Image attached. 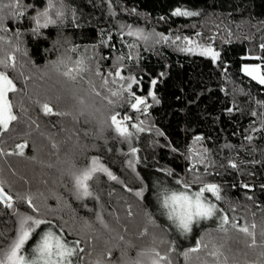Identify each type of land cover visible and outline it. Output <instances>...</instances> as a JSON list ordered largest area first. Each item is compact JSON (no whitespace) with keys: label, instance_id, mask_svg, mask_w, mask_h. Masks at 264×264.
<instances>
[{"label":"trees","instance_id":"1","mask_svg":"<svg viewBox=\"0 0 264 264\" xmlns=\"http://www.w3.org/2000/svg\"><path fill=\"white\" fill-rule=\"evenodd\" d=\"M3 2L7 3L8 0ZM22 3H30L42 10L46 0H22ZM64 3L67 14L62 33L69 43L61 39L62 47H53L60 35L56 27L44 29L42 35L34 37L27 34V29L32 25L26 18L22 22L15 18L5 21L8 27L26 32L21 37V47L28 50V57L24 59L30 58L35 67L27 65L25 75L35 73L36 67H45L49 61L57 59L65 48L72 46H79L81 53L88 47V55L92 54L91 46H98L97 51L102 56H116L118 50L126 52L120 40L121 24L146 31L154 30L171 37L181 35L195 39L196 33L200 32L203 34L199 38L202 42L215 37L212 46L220 53V57L213 61L207 57L190 55L171 44H158L150 49L141 46L135 65L125 69V72H131L137 78L142 77L143 92L138 94L147 95L151 80H157L154 91L158 103L149 97L151 106L146 114L129 112L134 118L138 116L144 120L151 128V131L140 133L139 139L133 141L134 146L140 149L141 162L136 166L140 178L126 166L128 157L121 154L128 151V145L113 139L115 134L111 130L104 132V138L98 135L99 114L96 118L86 115L74 119L78 115L79 105L69 92L63 93L59 103L55 101L60 85L55 84L54 78L36 80L39 88L31 87L33 81L30 80L29 95L33 99L43 101L44 95L39 93L51 88L47 95L53 97L50 103L54 110L70 111L72 115L46 116L38 105L24 97L19 98L27 113H18L22 119L19 123L13 122L9 132L0 138V147L5 152L13 151L16 144L26 143L27 147L23 149L22 156L0 155V177L6 182L5 191L13 196L17 192L31 194L35 197L33 202L39 201L41 205H45L42 194H56L60 203H48L49 209L54 210L49 216L62 217L77 228L84 220L92 223L94 231L88 235L97 245L93 258L111 248L112 256L109 259L112 264H119L118 258L126 243L130 242L138 248L151 246L152 233L167 241L176 239L179 250L193 246V237L182 240L167 228V221L157 210L155 188L152 185L158 180H170L157 171L159 168L171 169L174 176L190 179L186 173L189 166L186 157L206 148L208 158L215 161L216 167L210 168L213 174L205 176V182L221 185L225 200L217 203L228 211L230 217L235 215L241 225L246 223L249 227L253 222L256 223L259 243V232L264 223V212L260 210L264 207V130H253L260 128V124L259 121L252 124L255 118L250 115V111L257 107L252 100H264V87L252 81L242 68L250 61L264 64V49L260 47L264 44V0H64ZM177 8L198 12L199 15L175 16L173 12ZM72 10H75L76 23L80 25L78 28L72 26ZM31 14L34 13H26ZM8 35L11 36V33ZM108 35L112 36L109 46L100 45L101 39ZM124 39L131 41L135 38L125 36ZM112 44L116 47H110ZM72 55L77 58V53ZM256 56L262 59L248 58ZM109 63L102 60V70ZM126 63L132 64L131 61ZM88 78L85 74V79L78 86L87 90ZM92 79L99 89V80L95 77ZM95 107H101L98 101ZM229 108L234 110L229 112ZM117 110L121 114L129 111L127 105ZM32 121H36L39 128ZM248 135L253 137L251 142L245 139ZM196 136L203 139L195 142ZM93 156L99 157L101 163L109 167L123 184L111 181L100 173L93 185L99 200H79L73 193V185L66 170L73 163L78 168L88 165ZM229 161L237 162L238 168H231ZM198 167L202 172L203 166ZM217 172L218 175L215 174ZM143 184L149 185V190L145 192V199L141 200L134 193L141 190ZM243 184L250 187L245 189ZM125 185L133 191H127ZM197 187L194 185L193 190ZM129 205L131 216L128 215ZM18 207L22 212L30 211L26 204H19ZM101 210L104 220L116 233L110 234L96 221V214ZM146 212L153 214L159 227L148 225L149 235L141 237L139 233L147 224ZM14 220L10 210L0 206V233H4L7 238L14 235ZM214 226L209 221L201 227ZM115 234L123 236L124 241L113 239ZM213 235L218 241L223 238V251L229 256L230 264L233 260L236 264H254L258 260L259 249L247 247L251 241L243 233L230 229L226 236L222 233ZM158 247L163 251L166 245ZM129 255L134 256L135 249L129 250ZM172 255L174 264H187L182 256L176 253Z\"/></svg>","mask_w":264,"mask_h":264},{"label":"snow or ice","instance_id":"2","mask_svg":"<svg viewBox=\"0 0 264 264\" xmlns=\"http://www.w3.org/2000/svg\"><path fill=\"white\" fill-rule=\"evenodd\" d=\"M28 11H32L34 14L26 15ZM66 14L64 0H46L42 10L30 3L23 4L22 0H8L7 3L0 0V138L9 132L13 122H20L22 115H18V113L25 115L27 113L23 101L19 99L20 97L38 105L46 116L72 115L70 111H61L59 108L54 110L50 103L53 97L47 95V92L52 90L51 88H45L42 93H39L44 95L43 101L39 98L33 99L29 95L30 80L33 81L31 87L39 88L40 86L35 83L36 80H44L45 77L49 80L54 78L55 84L60 85V89L56 91L54 97L55 101L59 103L63 99V93L69 92L72 99L79 105L78 115L74 119L86 115L96 118L99 114L98 135L100 138H104V132L111 130L115 134L113 139L128 145V151L121 154L128 157L125 161L126 166L140 178L139 172L136 171V166L141 162L140 149L134 146L133 141L139 139L140 133L151 131V128L145 124L144 120H140L138 116L134 118L129 112L146 114L151 106L148 103L149 97L158 103L154 91L157 80H151L150 91L147 95L138 94L143 92L142 77L137 78L131 72H125V69L135 65L140 56L139 48L141 46L150 49L158 44H171L181 52L217 61L220 53L212 46L215 37H209L208 42H202L199 38L203 34L200 32L196 33L195 39L181 35L171 37L154 30L146 31L140 27L121 24L120 40L125 45L126 52L118 50L119 54L116 56H102L97 51L98 46H91L92 54L88 55V47L84 48L83 53H81L79 46H72L65 48L57 59L49 61L45 67H36L35 73L25 75L27 65L31 64L35 67L30 58L24 59L28 57V50L21 47L23 43L21 37L26 32L19 28L8 27L5 21L15 18L22 22L26 18L32 25L27 29V34L34 37L42 35L44 29L56 27L60 30V35L53 47H62L61 39L65 43H69L68 38L63 37L62 33ZM71 15L72 26L80 27L76 23L75 10L71 11ZM173 15L196 16L199 13L177 8ZM8 33H11V36ZM125 36L135 39L128 41L124 39ZM111 40L112 36L108 35L101 39L100 45L109 46L108 42ZM110 47L116 46L112 44ZM260 47L264 49V44H261ZM72 53H77V58H74ZM248 58L262 59L259 56ZM102 60L110 61L104 70L101 67ZM126 61H131L132 64L130 65ZM242 71L252 81L264 87V64H246ZM85 74L89 77L87 90L78 86L85 79ZM160 75L163 76V73ZM92 77L99 80V89ZM97 101L101 107H95ZM252 103L257 106L250 111V115L255 118L252 124H256L257 121L260 124V128H253V130H264V100L254 99ZM125 105L129 111L121 114L117 109L123 108ZM233 110L234 108L228 109L229 112ZM31 123L39 128L36 121ZM202 139L201 136L194 138L195 142ZM245 139L251 142L253 137L248 135ZM25 147H27L26 143L16 144L15 149H19L18 152L15 149L5 152L4 148L0 147V155L15 154L22 156ZM53 147L56 145L53 144ZM189 152L191 153V149ZM186 158L189 161L186 173L191 177L190 179L185 176H174L171 169L159 168L157 171L166 175L170 180H158L152 187L155 188V201L159 214L166 218L167 228L174 231L179 238L193 237V246L179 250L176 239L167 241L160 235L152 233L151 246L138 248L130 242L126 243V247L122 249L118 258L119 264H174L173 253L182 256L187 264H230L229 256L223 251L225 248L223 238L218 241L213 235L214 233H222L226 236L230 229L243 233L250 238L251 242L247 243V247L253 250L259 249L258 260L254 264H264V223L260 228V241L258 243L255 222L251 224V227L246 223L241 225L238 217L235 215L230 217L228 211L217 203L225 200L221 185L204 180L205 176L213 174L210 168L216 167L215 161L208 158V149L205 148L202 152L189 154ZM200 165L203 166L202 172L198 167ZM229 166L233 169L238 168L235 161H229ZM100 173L106 175L111 181L123 184V181L109 167L101 163L99 157H91L90 164L82 168L76 167L74 163L69 165L66 174L70 177L73 193L77 199L92 198L99 200L93 185L99 179L98 174ZM215 174L218 175L219 173ZM5 183V180L0 177V206L10 210L11 215L15 218V227L14 235L10 238L5 237L4 233H0V264H112L109 259L112 256L111 248L93 258L97 245L92 242V238L88 235L94 231L92 223L84 220L77 228L74 225H69L62 217H50L49 213L54 210L41 205L39 201L34 203L35 197L31 194L17 192L13 196L9 191H5ZM194 185L198 186L196 190H193ZM125 187L127 188L126 185ZM242 187L248 189L250 186L243 184ZM148 190L149 185L143 184L141 190L136 191L134 195L143 200L145 199V192ZM127 191L132 192L133 190L127 188ZM109 194L111 195V193ZM248 199L252 198L248 197ZM19 204H26L30 211H20ZM260 210L264 212V207H261ZM102 211L96 214V221L110 234L116 233V230L104 220ZM128 215H132L130 205L128 206ZM145 216L147 224L139 233L141 237L149 235L148 225L159 227L152 213L146 212ZM116 221L119 222L118 216ZM209 221L215 226L201 227ZM194 233L195 235H193ZM112 238L124 241V237L119 234H115ZM158 245H166V248L161 251ZM131 249H135L134 256L129 255ZM232 264H236L235 260Z\"/></svg>","mask_w":264,"mask_h":264},{"label":"rangeland","instance_id":"3","mask_svg":"<svg viewBox=\"0 0 264 264\" xmlns=\"http://www.w3.org/2000/svg\"><path fill=\"white\" fill-rule=\"evenodd\" d=\"M252 64H255V63L250 61L247 65H252ZM89 164H90V162H89ZM41 197L43 199H45L44 201H45V205L47 206V208H50L49 207V204H48L49 202H51V204H53V202H56V201L58 202V200L56 199V194L54 195V193H45L44 195L42 194ZM46 201H47V203H46ZM58 203H60V202H58ZM157 210L159 212V209L158 208H157ZM163 218L166 221V218L165 217H163ZM180 239L183 240L185 238H180Z\"/></svg>","mask_w":264,"mask_h":264}]
</instances>
